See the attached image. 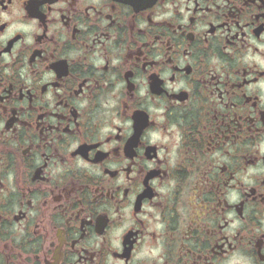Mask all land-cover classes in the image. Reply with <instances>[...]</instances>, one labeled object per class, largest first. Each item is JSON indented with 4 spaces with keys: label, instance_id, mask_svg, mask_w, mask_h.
<instances>
[{
    "label": "flooded vegetation",
    "instance_id": "1",
    "mask_svg": "<svg viewBox=\"0 0 264 264\" xmlns=\"http://www.w3.org/2000/svg\"><path fill=\"white\" fill-rule=\"evenodd\" d=\"M0 264H264V0H0Z\"/></svg>",
    "mask_w": 264,
    "mask_h": 264
}]
</instances>
